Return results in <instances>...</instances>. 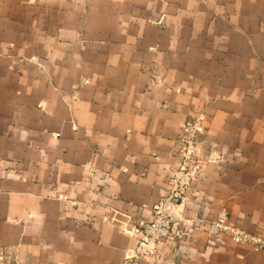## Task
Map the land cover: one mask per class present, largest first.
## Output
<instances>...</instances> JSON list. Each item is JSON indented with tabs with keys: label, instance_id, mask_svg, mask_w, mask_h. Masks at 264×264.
<instances>
[{
	"label": "crops",
	"instance_id": "obj_1",
	"mask_svg": "<svg viewBox=\"0 0 264 264\" xmlns=\"http://www.w3.org/2000/svg\"><path fill=\"white\" fill-rule=\"evenodd\" d=\"M202 115L213 156L141 264H264V0H0V264H117Z\"/></svg>",
	"mask_w": 264,
	"mask_h": 264
},
{
	"label": "built area",
	"instance_id": "obj_2",
	"mask_svg": "<svg viewBox=\"0 0 264 264\" xmlns=\"http://www.w3.org/2000/svg\"><path fill=\"white\" fill-rule=\"evenodd\" d=\"M204 130L202 115L184 122L179 138V161L170 171L167 193L152 204L149 219L124 216L120 228L132 238L133 244L117 264H141L144 258L155 257L159 245L165 240L181 239L190 232L189 220L181 215L180 209L176 213L172 210L181 206L190 185L201 178L203 163L214 160L213 156H203L199 150ZM197 223L209 236L226 235L233 243L264 250V236L237 227L230 221L226 210L219 211L210 220L197 218ZM2 257L0 251V259Z\"/></svg>",
	"mask_w": 264,
	"mask_h": 264
},
{
	"label": "rangeland",
	"instance_id": "obj_3",
	"mask_svg": "<svg viewBox=\"0 0 264 264\" xmlns=\"http://www.w3.org/2000/svg\"><path fill=\"white\" fill-rule=\"evenodd\" d=\"M210 220V219H209ZM197 224V226H199L200 227V224L199 223H196ZM237 227H239V226H237ZM239 228H241V227H239ZM203 229V228H202ZM242 229H244V228H242ZM246 230V229H245ZM247 231H249V230H247ZM253 233H257V232H253ZM257 234H260V235H263L264 236V234H262V233H257Z\"/></svg>",
	"mask_w": 264,
	"mask_h": 264
}]
</instances>
